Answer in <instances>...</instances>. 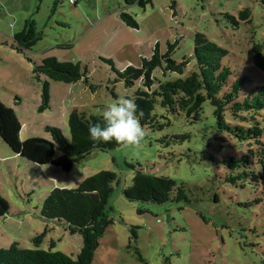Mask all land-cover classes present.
I'll use <instances>...</instances> for the list:
<instances>
[{"label":"rangeland","instance_id":"obj_1","mask_svg":"<svg viewBox=\"0 0 264 264\" xmlns=\"http://www.w3.org/2000/svg\"><path fill=\"white\" fill-rule=\"evenodd\" d=\"M143 1L0 0V102L18 115L20 140H50L44 127L54 125L68 141L71 110L95 114L121 95L131 97L141 80L127 87L117 71L139 67L155 43L164 53L167 43L177 42L172 57L178 62L191 57L194 34L202 33L229 51L225 60L233 70L230 80L249 71L252 43L264 44V0ZM241 9L249 10L248 22L239 18ZM121 12L138 26L130 28ZM27 20L34 22L40 39L19 52L13 35ZM43 57L79 62L88 83H64L42 74L37 80L32 70ZM192 60L181 77L193 69ZM257 71L252 75L264 77ZM152 77L165 78L160 68ZM44 81L49 107L39 111ZM212 110L205 102L200 120L191 124L157 106L166 117L160 120L169 124L160 130L144 127L148 135L140 147L91 150L67 172L29 163L0 139V196L9 206L0 216V246L9 247L15 240L34 248L33 236L46 228L38 247L47 250L52 240V250L75 257L81 235L71 234L63 221L41 218L40 203L54 187L76 188L84 178L108 170L117 179L106 205L112 222L99 238L91 264H264V172L255 169L256 182L226 180L243 169H229L227 163L229 157L244 154L245 145L216 129ZM257 115L263 120L264 110ZM184 133L188 138L183 140L173 136ZM139 169L173 179L176 187L168 201L123 197L121 189ZM180 189L183 196L176 200Z\"/></svg>","mask_w":264,"mask_h":264},{"label":"trees","instance_id":"obj_2","mask_svg":"<svg viewBox=\"0 0 264 264\" xmlns=\"http://www.w3.org/2000/svg\"><path fill=\"white\" fill-rule=\"evenodd\" d=\"M133 3L135 0H129ZM139 3L144 4L143 0ZM249 10L241 9L240 19L249 21ZM121 20L130 28L138 26L137 22L125 12L120 13ZM33 21L27 20L23 27L13 35L15 49H30L35 41L40 39L35 32ZM236 23V21H235ZM176 43H167L164 53L159 51L158 44L153 46L150 58L142 57L139 67L126 66L118 72L127 87L135 80H141L139 86L130 98L138 105V113L143 112L140 123L149 129H162L168 122L156 111L159 106L167 114L181 116L191 124L197 123L202 114L203 104L208 102L213 108L212 116L216 129L240 140L245 145V153L241 156L229 157L227 168H243L236 175L226 178L234 182L236 178L257 180L255 169L264 165V119L257 120L255 115L264 110V77L253 76L252 71L264 73V44L253 42L250 46L251 60L248 62L247 74L236 76L230 80L233 70L226 63L229 55L227 48L210 41L204 34L195 33L191 57H183L177 62L172 57ZM193 58V69L186 76L185 68ZM108 61L110 59H103ZM160 68L164 80L152 77L153 71ZM114 69V67H112ZM115 70V69H114ZM38 80L40 75L54 81L72 83L87 82L86 69L79 62H62L53 57H43L34 64L32 70ZM92 88V86L90 85ZM47 82L41 88V102L38 110L49 107ZM260 116V115H257ZM93 123H102L96 114L70 111L68 130L70 139L67 141L59 127L47 125L44 130L50 134V140L31 136L19 139L20 123L12 108L0 102V139L7 144L11 151L29 163L58 167L62 172L70 171L73 162H78L91 150L113 149L120 144L94 143L89 138L88 127ZM175 139L188 138V133L173 135ZM59 151L60 155H55ZM113 171L100 170L84 178L78 187L58 188L45 192L40 203L39 214L44 219H57L66 224L71 234L81 235L82 245L75 257L52 250L54 241L49 243L47 250L38 247L47 229L33 236L34 248H24L17 241L9 247L0 246V264H91L99 246V238L112 222L107 215L109 197L116 181ZM173 179L166 176L150 175L136 170L131 183L121 189L127 200L151 201L157 204L168 201L171 191L175 188ZM182 190L178 191L176 200L182 198ZM9 209L7 201L0 196V216Z\"/></svg>","mask_w":264,"mask_h":264},{"label":"clouds","instance_id":"obj_3","mask_svg":"<svg viewBox=\"0 0 264 264\" xmlns=\"http://www.w3.org/2000/svg\"><path fill=\"white\" fill-rule=\"evenodd\" d=\"M137 110L135 100L123 95L103 108H97L95 114L100 117L102 123L89 125V138L94 143L115 141L126 147H140L148 132L140 123L143 112L138 113ZM261 172H264V165L257 167V174Z\"/></svg>","mask_w":264,"mask_h":264},{"label":"crops","instance_id":"obj_4","mask_svg":"<svg viewBox=\"0 0 264 264\" xmlns=\"http://www.w3.org/2000/svg\"><path fill=\"white\" fill-rule=\"evenodd\" d=\"M17 115V114H16ZM17 117H18V115H17ZM19 119V118H18ZM19 123H20V120H19ZM20 130H21V123H20ZM19 134H20V132H19ZM14 154V153H13ZM15 155V154H14ZM8 156H10V155H8ZM8 156H6V157H8Z\"/></svg>","mask_w":264,"mask_h":264}]
</instances>
